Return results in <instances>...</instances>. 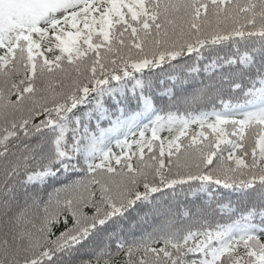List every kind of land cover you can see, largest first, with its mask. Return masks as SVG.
<instances>
[{
	"label": "snow or ice",
	"instance_id": "snow-or-ice-1",
	"mask_svg": "<svg viewBox=\"0 0 264 264\" xmlns=\"http://www.w3.org/2000/svg\"><path fill=\"white\" fill-rule=\"evenodd\" d=\"M0 264H264V0H0Z\"/></svg>",
	"mask_w": 264,
	"mask_h": 264
}]
</instances>
